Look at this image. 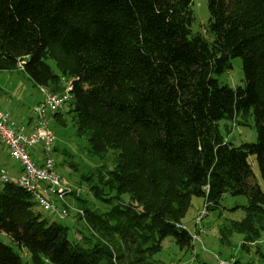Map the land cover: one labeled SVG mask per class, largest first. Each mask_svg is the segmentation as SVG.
Wrapping results in <instances>:
<instances>
[{
    "label": "trees",
    "instance_id": "obj_1",
    "mask_svg": "<svg viewBox=\"0 0 264 264\" xmlns=\"http://www.w3.org/2000/svg\"><path fill=\"white\" fill-rule=\"evenodd\" d=\"M228 3L221 26L209 2L206 37L184 21L193 0H0V72L21 67L51 93L72 80L76 135L90 156L117 153L90 189L109 209L78 199L96 235L88 231L82 244L20 188L3 185L0 231L9 243L0 239V264H163L154 258L163 239L189 245L175 224L192 199L210 213L226 194L246 206L239 222L220 229L221 242L237 234L244 248L259 239L264 187L252 160L264 186V0ZM216 4L226 12L227 0ZM236 58L243 85H219ZM184 70L195 73L190 84ZM237 119L252 120L255 143L234 146L222 136L219 123Z\"/></svg>",
    "mask_w": 264,
    "mask_h": 264
},
{
    "label": "rangeland",
    "instance_id": "obj_2",
    "mask_svg": "<svg viewBox=\"0 0 264 264\" xmlns=\"http://www.w3.org/2000/svg\"><path fill=\"white\" fill-rule=\"evenodd\" d=\"M209 2L216 8L214 21L224 26L225 15L233 9L227 0L226 12L217 8L216 0H193V4L188 9L184 21L193 33L206 35V25L209 18ZM50 67L56 72L54 64L49 62ZM194 72L184 70L180 73L185 84H190L194 79ZM219 85H226L230 88L242 86L243 76L241 72V60L236 58L231 60V68L222 75L216 77ZM64 78V82H70ZM39 88L22 73L21 69L14 72H0V112H7L10 116L14 128L26 127L27 124L34 126L37 123L33 113L34 108L41 100ZM49 129L55 137L52 157L55 159V169L59 177L67 181L73 187L81 190V199L85 201L86 207L98 212H104L109 207L95 199L90 190L98 185V175L105 174L115 166L117 153L109 150L104 158L88 154V143L84 137L76 135V119L68 112V105L59 113L58 119L52 117L48 119ZM252 120L222 121L219 123L222 136L234 146L242 143H255L256 134L252 129ZM251 159V158H250ZM253 162V171L257 182L263 188L260 173ZM0 169H6L9 176H15L18 165L8 157L6 148L0 145ZM16 170V171H15ZM87 178H91L88 182ZM1 188V185H0ZM106 192V191H105ZM107 193V192H106ZM128 197L123 196V202H127ZM72 206L79 207L77 199H69ZM203 200L193 198L191 206L180 223L190 231H195V219L200 223L197 231L202 230V235L198 240L189 242L182 248L176 243L173 237H166L161 243V250L154 256L156 260L163 264H218L219 260L229 261L233 264H264V232L260 234L258 240L242 247V237L237 234L228 236V241L222 243L220 240V229L229 222H239L245 214L243 209L246 206V199L242 196L232 197L224 195L220 201V207L210 213L203 208ZM48 220L56 221L68 227V235L71 241L82 244L84 238L88 236V231L80 224L77 217L70 212L62 221H57L53 217ZM16 231V230H15ZM0 239L9 243L6 233L0 231ZM203 247V249H201Z\"/></svg>",
    "mask_w": 264,
    "mask_h": 264
},
{
    "label": "built area",
    "instance_id": "obj_3",
    "mask_svg": "<svg viewBox=\"0 0 264 264\" xmlns=\"http://www.w3.org/2000/svg\"><path fill=\"white\" fill-rule=\"evenodd\" d=\"M62 82L65 86L62 93L39 88L42 98L33 110L37 123L29 133L24 128H14L9 114L0 112V145L6 148L8 157L18 165L15 176H9L6 169H0V185L10 184L20 188L43 214L57 221L64 220L72 212L80 224L96 236L87 224L84 210L69 202V199H81V190L58 176L52 157L55 137L49 129L48 119L52 114L63 111L71 100L70 82H64V79ZM198 215L202 216L201 213ZM197 217L194 232L180 223L175 224V228L184 232L185 239L191 243L202 235V230L197 231V227L201 228V218L198 221ZM218 264L233 263L219 260Z\"/></svg>",
    "mask_w": 264,
    "mask_h": 264
},
{
    "label": "crops",
    "instance_id": "obj_4",
    "mask_svg": "<svg viewBox=\"0 0 264 264\" xmlns=\"http://www.w3.org/2000/svg\"><path fill=\"white\" fill-rule=\"evenodd\" d=\"M34 127L35 126H31L30 124H27L26 127L23 126V128L25 129V132H27V133L31 132L34 129ZM16 173H18V170Z\"/></svg>",
    "mask_w": 264,
    "mask_h": 264
},
{
    "label": "bare ground",
    "instance_id": "obj_5",
    "mask_svg": "<svg viewBox=\"0 0 264 264\" xmlns=\"http://www.w3.org/2000/svg\"><path fill=\"white\" fill-rule=\"evenodd\" d=\"M17 128H19V127H17ZM20 128H23V127H20ZM203 208L205 209L204 205H203Z\"/></svg>",
    "mask_w": 264,
    "mask_h": 264
}]
</instances>
